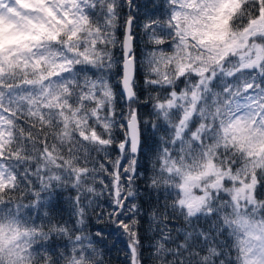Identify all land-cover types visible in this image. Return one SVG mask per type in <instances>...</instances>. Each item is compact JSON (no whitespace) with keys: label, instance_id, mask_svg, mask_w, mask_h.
<instances>
[{"label":"snow or ice","instance_id":"6c2138e0","mask_svg":"<svg viewBox=\"0 0 264 264\" xmlns=\"http://www.w3.org/2000/svg\"><path fill=\"white\" fill-rule=\"evenodd\" d=\"M139 8L0 0V264H264V0Z\"/></svg>","mask_w":264,"mask_h":264},{"label":"trees","instance_id":"16d2710c","mask_svg":"<svg viewBox=\"0 0 264 264\" xmlns=\"http://www.w3.org/2000/svg\"><path fill=\"white\" fill-rule=\"evenodd\" d=\"M136 3L140 6L138 15L143 18L146 15L156 14L159 15L160 9L158 5L162 3V0H136ZM141 48L144 47L143 43L141 42ZM145 174L144 171L141 170L140 180L137 183L141 189V195L147 201L148 197L144 192L146 185L144 184ZM104 201H101L103 205ZM89 215L91 217V223L88 225L89 230L95 232L97 230H102L104 235L101 239L98 247L103 251V259L105 264H126L127 256L125 252V244L126 240L123 236H120L118 233L115 232L114 229L106 226L103 223H99L96 221L94 215H92L91 210H89ZM65 219H67V215L65 214ZM147 242L145 243V251H144V259L146 264L148 252H147Z\"/></svg>","mask_w":264,"mask_h":264}]
</instances>
